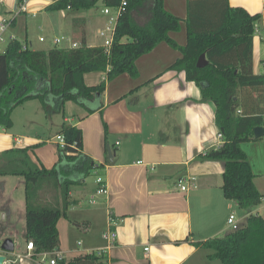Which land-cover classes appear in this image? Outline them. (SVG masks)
I'll use <instances>...</instances> for the list:
<instances>
[{"label": "crops", "instance_id": "obj_1", "mask_svg": "<svg viewBox=\"0 0 264 264\" xmlns=\"http://www.w3.org/2000/svg\"><path fill=\"white\" fill-rule=\"evenodd\" d=\"M17 1H0V21L11 20L9 35L14 32L10 28L18 16L13 13ZM53 1L28 0L23 13L34 16L45 11ZM186 2L163 0L164 8L181 19V32L169 31V36L179 45L186 43ZM228 2L230 6L243 7L250 14L263 11L264 0ZM90 10L92 8L57 11H64L63 28L68 34L63 37L66 40L76 41L72 33L81 35L80 29L73 27L72 19L82 18L86 43L97 46L89 42L86 31ZM145 21L138 22L143 24ZM13 35L19 39L16 33ZM22 42L32 46L27 35ZM179 57L180 50L173 49L165 41L159 42L136 60V77L123 73L105 84L99 103H94L101 107L92 113H87L83 106L77 108V114L83 113L77 121L64 117V125L81 128L82 152L103 165L95 172L107 188V194H96L95 178L87 181L86 177L70 187L73 203L63 219L66 222L73 213V221L69 219V224L62 223V218L57 221L59 251L66 261L104 249L97 261L99 264H222L218 259H209L210 250L195 243L222 235L221 229L211 222L212 211H216L213 197L236 201L223 195L221 162L197 158L198 154L219 146L222 141L217 138L215 104L202 100L199 87L195 82L187 81L182 71L169 69ZM252 64L254 73L264 75L262 18L255 23ZM9 129L0 127V152L39 144L28 151L31 159L46 168L55 164L58 158L55 136L60 133L43 139L39 135L21 137ZM241 147L249 158L254 183L262 193L261 202L264 203V138L243 142ZM190 177L195 178L196 187L181 190L179 179ZM226 203L222 201L221 206ZM259 208L262 209L261 206L254 207L252 212ZM109 213L114 218L116 232V239L110 246L103 237L110 227ZM68 234L73 237L71 243L65 240ZM24 241L19 252H0L8 264H49V258L43 260L39 253L19 260L18 256L26 254V239Z\"/></svg>", "mask_w": 264, "mask_h": 264}, {"label": "trees", "instance_id": "obj_2", "mask_svg": "<svg viewBox=\"0 0 264 264\" xmlns=\"http://www.w3.org/2000/svg\"><path fill=\"white\" fill-rule=\"evenodd\" d=\"M99 1L55 0L45 9L88 10ZM101 1L111 8L126 2L108 51L102 45L86 43L82 18L72 19L73 27L81 33L77 47L33 50L17 38L7 42L0 52V127L11 128L12 110L31 99H39L46 115L63 112L67 101L85 107L87 113L94 112L101 107L94 103H99L106 82L122 73L136 77V60L159 42H167L181 52L169 69L182 71L187 81L199 87L201 99L215 104V124L222 143L197 158L221 162L223 195L236 201L246 214L238 229L195 245L210 250L208 258L222 264H264V216L252 212L263 195L241 147L243 142L264 138L253 132L255 126L264 127V75L254 73L252 64L255 23L261 18L264 22V2L262 12L250 14L243 7L230 6L228 0H187L186 43L179 45L169 31L179 30L181 19L164 8L163 0ZM140 11L147 14L143 24L133 18V12ZM201 53H205L208 63L198 67ZM90 71L104 72V80L85 84L83 75ZM103 126L107 132L105 122ZM59 133L65 144H57L58 158L51 168L38 165L29 156L28 151L39 144L0 152V175L23 178L24 237L33 242L34 253L60 250L57 221L67 216L73 203L70 187L103 167L82 152L80 127L63 124ZM99 259L90 253L69 261L62 258L56 264H99Z\"/></svg>", "mask_w": 264, "mask_h": 264}, {"label": "rangeland", "instance_id": "obj_3", "mask_svg": "<svg viewBox=\"0 0 264 264\" xmlns=\"http://www.w3.org/2000/svg\"><path fill=\"white\" fill-rule=\"evenodd\" d=\"M103 8L105 7L102 5V3L98 2L97 5L89 11L90 19L87 22L86 31L88 34L89 42L93 45L103 44L104 39L110 36L109 33H107L106 36L100 35V31L105 28L108 22L107 16L101 12ZM63 12L64 11L46 12V10H42V12H38V14L34 16L32 14H26L22 12L19 13L18 16L16 15V22L10 29L14 31L13 33L17 34L18 38L21 41H24L25 35H27V41L29 42L30 40L32 42V46L30 48H64L70 44L69 40L62 39L57 44L53 42L54 38L61 39V37L63 36L67 37L66 35L68 34V30L63 28ZM142 12L143 11H140V13L133 12V18L137 22L143 19L145 20L147 18V14ZM72 34L74 35L73 39L79 43L80 34L78 32L77 34ZM40 37H42L44 41L39 40ZM8 40L9 39L5 35V39L3 41H0V52L4 51ZM104 78L105 74L101 71H90L86 72L83 75V80L84 82L88 81L89 83H85L88 85L99 84L104 80ZM77 108L82 107L81 105L73 101H67L65 103L63 112L46 115L39 99L27 100L12 110L11 120L13 122L9 131L21 137H23L24 135L36 137V135H39L43 139H49L50 137L59 133L61 126L64 124V117H67L69 119L74 118L77 121L78 117H80V115H83V113H76ZM46 148L47 147L43 148V150H45ZM97 176L98 174L96 172L90 173L86 176V180L91 181L94 178L96 179ZM186 183L187 182H184V184ZM191 190L195 191L196 189ZM213 199L216 200L213 203V206L216 207V211H212L211 222L217 226V229H221L222 234L231 230L226 222L228 215L233 214L235 220L239 222L240 226L244 223L245 218H243V216H245V212L243 211V209L239 208L236 203H234L233 201H226L222 197L217 199L214 196ZM222 201H225L227 203L221 206ZM84 203L86 204L85 200ZM261 204L264 205V203L261 202L255 207L261 206L262 209L259 208L260 210L257 211L260 213V215L264 216V206ZM70 215L71 216H69V219L73 221V213H71ZM61 218V222H65L66 219H63V217ZM68 220L65 223L68 222L69 224V222H71ZM61 230L63 231L62 226ZM24 234L25 201L23 179L21 176L17 175L0 176V244L5 238H11L15 243V249L13 250L14 253L19 252V250L21 251L22 246H24L25 244ZM81 238H83V236ZM65 240L68 243H71L73 241V237L68 234Z\"/></svg>", "mask_w": 264, "mask_h": 264}, {"label": "built area", "instance_id": "obj_4", "mask_svg": "<svg viewBox=\"0 0 264 264\" xmlns=\"http://www.w3.org/2000/svg\"><path fill=\"white\" fill-rule=\"evenodd\" d=\"M0 1H3V0H0ZM27 1L28 0H21V1L17 2V4L15 5V8L13 9L14 15H17L19 13L26 11ZM125 5H126V2L122 1L121 4L117 7H114V8L105 7L102 10L103 14L107 16L108 22H107V25L105 26V28L100 31V35L106 36L107 33L110 34V36H108L104 39L103 44H102V46H104L107 51L109 50V48L112 44V41H113V34H114L116 22H117L119 16L123 13V10L125 9ZM10 25H11V20L8 18H4L0 21V41H3L5 39V35L9 39L8 41L16 38L13 34L9 35L7 33ZM62 39H65V38L64 37H61V39L60 38H54L53 42L55 44H57ZM40 40H43V38L40 37ZM67 40H69V39H67ZM78 45H79L78 42L70 41L69 47H77ZM239 111L240 110H238V112ZM217 138L222 141V135L220 132L217 133ZM55 139H56L57 144H59V145L65 144V139H64V136L62 134H57L55 136ZM194 181H195L194 177L181 178V179H179L178 185L180 186L181 190L185 191V190H188L189 186L196 187V185L194 184ZM95 182L97 184V188L95 190V193L96 194H107V188H106L105 182L103 181V179L100 176L96 177ZM184 182H187V183L184 184ZM263 210H264V207H263ZM254 213L260 214L257 210L254 211ZM108 222L110 224V227L103 233V237L108 241V246H110L113 244V242L116 239V232H115V229L113 227L115 221H114V218L111 216L110 213H109ZM227 225L230 227L231 230H236L240 227L239 222L235 220V217L233 214H230L228 216ZM34 252H35V246L31 240H28V241H26V254L24 256H18V259L22 260L25 257H30V256L32 257ZM103 252H104V249H97V250L93 251L92 253H95L96 256H102ZM38 253L42 254L43 260L45 257H48L49 258V261H48L49 264H56L58 260H61L63 258L60 251H55V252H46V251L44 252L43 251V252H38ZM3 264H7L6 258L3 261Z\"/></svg>", "mask_w": 264, "mask_h": 264}, {"label": "water", "instance_id": "obj_5", "mask_svg": "<svg viewBox=\"0 0 264 264\" xmlns=\"http://www.w3.org/2000/svg\"><path fill=\"white\" fill-rule=\"evenodd\" d=\"M208 63L205 53H201L200 56L197 59V66L203 67ZM254 135L256 137L264 136V127L263 126H255L253 129ZM109 152V147L107 148ZM0 250L2 252H12L14 250V243L11 238H5L1 244H0ZM5 255L0 253V264H3V261L5 260ZM8 264V263H7Z\"/></svg>", "mask_w": 264, "mask_h": 264}]
</instances>
